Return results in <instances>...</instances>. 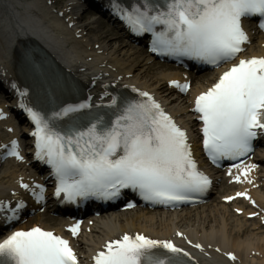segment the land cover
Here are the masks:
<instances>
[{
	"label": "snow or ice",
	"instance_id": "6c2138e0",
	"mask_svg": "<svg viewBox=\"0 0 264 264\" xmlns=\"http://www.w3.org/2000/svg\"><path fill=\"white\" fill-rule=\"evenodd\" d=\"M111 7L132 32L151 34V51L214 67L244 51L250 42L246 19L256 18L257 27L264 31V0H131L129 5L111 0ZM168 83L181 92L190 87L187 81ZM132 90L139 99L118 101L112 96L107 104H97L96 109L110 110L103 114L92 111L91 97L52 111L19 103L34 125L35 158L50 167L54 195L62 202L115 200L123 190H131L153 204L174 205L194 199L210 186L209 176L193 157L186 129L152 94ZM18 94L23 97L26 92L18 90ZM192 110L202 124L204 151L214 164L247 157L254 141L264 135V56L231 63L211 87L195 96ZM5 115L0 110V118ZM0 148L6 149L5 156L24 159L15 139ZM256 167L233 164L229 175L237 168L252 183L247 174ZM233 179L241 181V175ZM20 186L37 201L44 200L43 184L30 185L21 178ZM236 196L249 198L247 191ZM133 206L129 201L127 207ZM23 207V200L14 207L0 201L5 224L16 221ZM79 227V221L69 225L73 236ZM193 246L202 248L198 243ZM225 255L236 259L231 252ZM91 259L94 264H189L191 254L170 239L124 233L106 241ZM0 264H79V260L68 239L34 226L18 228L0 239Z\"/></svg>",
	"mask_w": 264,
	"mask_h": 264
},
{
	"label": "bare ground",
	"instance_id": "6f19581e",
	"mask_svg": "<svg viewBox=\"0 0 264 264\" xmlns=\"http://www.w3.org/2000/svg\"><path fill=\"white\" fill-rule=\"evenodd\" d=\"M80 0H68L65 7L64 17L60 18L53 13L43 8L42 0H0V79L7 81L11 91L6 95L10 100L2 105L4 111L10 105L16 104V91L20 87L18 77H16L17 48H22L20 41H26V34L35 33L36 39L48 51L56 56V58L67 68L78 69L80 75L84 78L93 77L92 83L95 81L100 88L102 79L98 78L102 73H110L113 76L122 77V81H129L139 88L151 91L167 105L171 113L177 116L184 125L189 128V125L184 121V116L189 114V98H182L181 101L173 100L171 93L167 88L168 81L171 79L182 78L177 72L169 71L168 66H161V76L144 80V76L148 73L147 69L151 68V58L139 47L127 49L130 45V40L127 39L126 33L113 22L116 31L115 34L110 29L97 36V34L89 39L85 38L86 32H91V24L93 20L85 24H81L80 18L84 14H80L82 7ZM50 9V8H49ZM33 10H39L44 15V20L48 21L47 28L42 27L40 23L33 17ZM87 17V15H85ZM66 19L69 20L66 23ZM75 23L72 29H68L70 23ZM106 28L105 22H98L97 29L103 31ZM40 29L41 32L35 31ZM114 34H113V33ZM77 35H82L80 40L76 39ZM117 38V42L114 39ZM17 39L16 50L13 49V42ZM100 48L96 50V45ZM246 53V56H264V36L256 34L255 40ZM102 52V53H100ZM92 58V61L88 60ZM104 66V67H102ZM82 68H85L82 72ZM115 68V73L113 72ZM169 72V74L165 73ZM132 76V77H129ZM186 78V77H185ZM162 79V80H161ZM164 81L166 85H164ZM13 84L16 85L13 88ZM211 75H204L203 78L193 77V89L190 96L200 93L206 86L211 85ZM7 112V111H6ZM23 122V123H22ZM20 122L19 126H15L10 119L0 122V128H13L11 133L5 137H19L23 135V142L28 144L25 121ZM191 130V136H193ZM196 155H199L197 150ZM264 160V157H261ZM264 165V163H263ZM10 170V169H9ZM5 173L3 182L0 180V197L11 195L18 189V183L23 177L30 181L33 174L19 173L15 169ZM264 179V174L262 176ZM263 185H264V180ZM242 191H247L251 198H255L260 206V211L264 210V192L260 191L257 186L250 188L241 186ZM246 200L236 203L242 206H236L235 209L245 210L243 217L255 212V210L247 211ZM186 214V216H185ZM228 211V206L221 203L220 205H207L195 210H188L186 213L164 212L160 210H136L106 214L95 220V224L91 227L90 234H83L75 241L77 250L81 257V261L85 264L91 253H95L102 245L112 238L123 235V233H142L153 239H174L178 232L187 235L194 243L204 245V250L195 252L196 256H202L201 264H264V236L248 234L245 227L247 219L241 221L239 217L232 216L237 222L231 224ZM264 222V215L259 218ZM56 225L43 223V227L50 230L62 231V221ZM27 227V226H25ZM260 229H264L261 228ZM219 249V251L217 250ZM227 252H235L237 261L231 263L227 260ZM254 252L255 255L252 254Z\"/></svg>",
	"mask_w": 264,
	"mask_h": 264
},
{
	"label": "rangeland",
	"instance_id": "374dc122",
	"mask_svg": "<svg viewBox=\"0 0 264 264\" xmlns=\"http://www.w3.org/2000/svg\"><path fill=\"white\" fill-rule=\"evenodd\" d=\"M54 1V0H53ZM64 2V0H61L60 1V3L62 4ZM91 16H93V17H91ZM91 16L89 17L90 18V20L91 19H96L97 17L94 15V14H91ZM103 20V19H102ZM101 20V21H102ZM103 21H105V20H103ZM83 22H87V20H84ZM106 22V21H105ZM106 29H110L111 31H113L114 33L116 32V30L115 29H112V27L108 24V25H106V28L105 29H103V31H99L98 29L96 30V31H94V32H92V34H89V35H87L88 36V38H90V37H93V36H95L96 34H97V36H99V35H101V34H103L104 32H106ZM112 32V33H113ZM113 33V34H114ZM115 34H117V33H115ZM117 42V38L116 39H114V41H113V43L114 42ZM98 47V46H97ZM96 47V48H97ZM127 49H130V47H128L127 46ZM157 69H158V67H157V65H153V67H151V68H149L148 69V74L146 75V76H144V80H149L150 78H154V77H156L157 75H158V73H159V71H157ZM2 173H3V170H0V177L2 176ZM230 213H232V212H230ZM229 218H231V216H229ZM230 222H231V224L233 223V224H236V222H234L233 220H231L230 219ZM251 224V223H250ZM255 228V227H254ZM254 228H248V230H250L251 231V233L252 234H254V233H257V232H260V231H256V230H254Z\"/></svg>",
	"mask_w": 264,
	"mask_h": 264
}]
</instances>
